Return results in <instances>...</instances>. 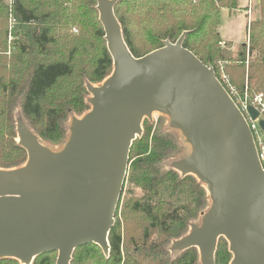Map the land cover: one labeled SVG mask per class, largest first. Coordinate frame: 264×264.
<instances>
[{
  "label": "water",
  "instance_id": "1",
  "mask_svg": "<svg viewBox=\"0 0 264 264\" xmlns=\"http://www.w3.org/2000/svg\"><path fill=\"white\" fill-rule=\"evenodd\" d=\"M119 1L96 0L112 72L86 86L90 110L71 119L64 147L51 151L16 119L27 159L22 167L0 169V260L31 264L56 253L55 264H70L74 251L88 244L107 257L130 148L143 120L157 112L190 147L171 167L194 176L210 200L200 223L171 252L195 248L200 264H215L224 238L230 264H264V169L242 114L214 70L183 47L186 32L135 58L114 14ZM247 112L252 121L259 115L251 106ZM258 125L264 132V120Z\"/></svg>",
  "mask_w": 264,
  "mask_h": 264
},
{
  "label": "trees",
  "instance_id": "2",
  "mask_svg": "<svg viewBox=\"0 0 264 264\" xmlns=\"http://www.w3.org/2000/svg\"><path fill=\"white\" fill-rule=\"evenodd\" d=\"M237 2L120 0L114 14L135 58L161 48L164 41L175 43L186 32L183 47L212 68L216 77L222 62L240 94L246 85L249 97L264 95V0H260L262 18L250 20L246 27L248 45L242 46L239 60L226 57L219 46L220 10H235ZM94 6V0H13L10 13L0 0L1 170L22 167L27 159L14 141L17 108L40 144L46 137L66 142L70 120L90 110L86 86L110 76L112 61ZM10 14L15 23L14 38L8 44ZM76 27L79 31L74 35ZM135 35L154 49L141 55ZM151 129V124L144 125L130 148L126 179L108 234V256L88 244L74 251L70 264H199L195 248L177 254L170 247L188 234L192 224H199L208 210L206 188L194 176L166 168L171 141L155 132L150 137ZM219 241L215 264H228L230 253ZM55 254L40 255L31 264H54ZM0 264L20 263L3 259Z\"/></svg>",
  "mask_w": 264,
  "mask_h": 264
},
{
  "label": "rangeland",
  "instance_id": "3",
  "mask_svg": "<svg viewBox=\"0 0 264 264\" xmlns=\"http://www.w3.org/2000/svg\"><path fill=\"white\" fill-rule=\"evenodd\" d=\"M215 1H218V0H215ZM246 2H247V0H238L237 3H238V6L242 9L244 6H246ZM94 4H95V6H94V13L93 14H94V16L97 17V21H98V12L96 10V0H94ZM92 7H93V5H92ZM243 10L234 11L230 14L226 10H223V9L220 10L221 11V13H220V25H219L220 38L224 39L228 43V45L232 46V47H228V46L221 47L220 45L219 46H220L221 50L225 53L226 57L231 58L234 61L239 60V55L243 52L242 45L246 44V48L248 45L247 38L245 40L247 18L245 16L246 13H244ZM248 16L251 17L252 21H258L262 18L260 0H253L252 1L251 11H250V14L247 15V17ZM248 23H249V19H248ZM76 28H74L72 30V34H74V35H77L78 31H79L78 28L77 29ZM135 37H134L135 46H136V48L139 49V50L137 49V51L140 52L141 55H144V54L148 53L149 51H151L152 49H154L155 46H153V45L142 44V39L139 38L138 35H135ZM5 54L6 55L10 54L9 48ZM246 64H247V62H246ZM218 65L225 67L224 63H222V62H220ZM97 85L98 84H96L94 86H97ZM240 95L241 94L238 92V96H240ZM89 97H90V95L88 94V98ZM240 97H238V99ZM17 117L20 118L25 125H27L26 120H24V118L21 116V112H20L19 108H17L15 111V118L17 119ZM75 118H79V117H75ZM146 124L152 125L150 137L155 132V133L161 135L162 137L167 138L171 141L172 148L170 149V151L168 153L169 154L168 159L164 163V165H166V168L169 169V167H171L170 165L174 161H176V160H178L184 156H187L189 154L190 147L187 144H185L184 139L181 136L180 132H178L176 130H171L169 128V118L167 116L162 115V114L157 113V112L152 113L150 120H148V119L143 120V122L141 124L142 133L144 132V125H146ZM14 133H15L14 134L15 135L14 141L17 142L16 121L14 122ZM68 135H69V131H68ZM41 141H42L41 143L43 146L47 147L48 149H50L53 152L60 151L66 143V142H63V140L58 139V137H46L45 139L43 138ZM138 195L139 194H138L137 190H135L134 196L137 197ZM118 219L121 222L120 213H119ZM219 240H220L219 242L224 243V245H226V247L228 249L227 241L224 238H220ZM176 253L181 254L182 252H176ZM197 253H198V251H197ZM56 257H57V255L55 254L54 259H53L54 264L56 262ZM198 259H199V254H198ZM227 260H228V264H230L231 260H232V254L231 253H230L229 258H227L225 261H227ZM199 264H200V262H199Z\"/></svg>",
  "mask_w": 264,
  "mask_h": 264
},
{
  "label": "built area",
  "instance_id": "4",
  "mask_svg": "<svg viewBox=\"0 0 264 264\" xmlns=\"http://www.w3.org/2000/svg\"><path fill=\"white\" fill-rule=\"evenodd\" d=\"M253 0H247V9L246 12L248 15L250 14L251 11V5H252ZM6 3L7 7L10 10L11 13V8L13 4V0H4ZM14 19L10 14V21H9V28H8V35H7V40L8 44L13 40V27H14ZM220 45H223L220 43ZM217 75L216 79L220 83V85L224 88V90L227 92V94L230 96L240 113L242 114L251 134L253 137V141L258 153V157L260 161L264 162V132L260 129L258 122L260 120H264V95L261 93H256L252 97L248 96V91H247V86L245 85L244 87V92L240 96H238V91L237 89L231 84L229 76L226 74L225 69L223 66H217ZM238 97H240L238 99ZM251 106L258 112V117L256 120L252 121L248 112L247 108Z\"/></svg>",
  "mask_w": 264,
  "mask_h": 264
},
{
  "label": "crops",
  "instance_id": "5",
  "mask_svg": "<svg viewBox=\"0 0 264 264\" xmlns=\"http://www.w3.org/2000/svg\"><path fill=\"white\" fill-rule=\"evenodd\" d=\"M246 8H247V2H246V6H244L242 9L238 6V3H237V9L236 10H228V9H225V8H223V10H226L229 14L230 13H232V12H234V11H238V10H243V12L244 13H246V18H247V21H246V27H247V24H248V19H249V22H250V20H251V17L250 16H248L247 17V15H248V13L246 12ZM222 10V9H221ZM220 13H221V11H220ZM219 25H220V23H219ZM219 25H218V28H217V30H218V34H219ZM219 37H220V34H219ZM246 38H247V33H246V36H245V40H246ZM221 39V38H220ZM221 43L223 44V45H220L221 47H226V46H228V47H232V46H229L228 45V43L224 40V39H221ZM243 46V45H242ZM235 47V46H234ZM232 50V49H231ZM233 51V50H232Z\"/></svg>",
  "mask_w": 264,
  "mask_h": 264
}]
</instances>
